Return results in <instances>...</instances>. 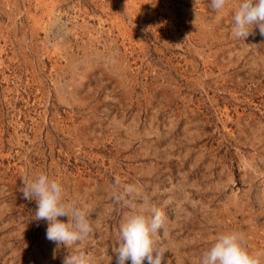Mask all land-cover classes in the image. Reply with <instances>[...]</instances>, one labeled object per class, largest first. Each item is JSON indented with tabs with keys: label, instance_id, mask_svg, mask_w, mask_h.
<instances>
[{
	"label": "rangeland",
	"instance_id": "rangeland-1",
	"mask_svg": "<svg viewBox=\"0 0 264 264\" xmlns=\"http://www.w3.org/2000/svg\"><path fill=\"white\" fill-rule=\"evenodd\" d=\"M240 3L0 0V264H116L145 198L163 264L232 231L264 252V36L232 35ZM41 173L87 211L82 243L46 239L20 191Z\"/></svg>",
	"mask_w": 264,
	"mask_h": 264
},
{
	"label": "clouds",
	"instance_id": "clouds-1",
	"mask_svg": "<svg viewBox=\"0 0 264 264\" xmlns=\"http://www.w3.org/2000/svg\"><path fill=\"white\" fill-rule=\"evenodd\" d=\"M228 3L229 0H211V7L219 13ZM256 28L264 36V0H241L234 14L232 35L243 40ZM20 191L24 199L36 201L34 218L47 221L46 239L57 246L68 248L82 243L93 232L87 211L65 199L60 181L41 173L34 179H24ZM126 191L132 192V186ZM60 217H67V222L61 221ZM165 222L164 213L145 198L140 211L120 226L119 247L114 249L116 264H126L129 260L131 264H144L145 260L147 264H163L166 249L160 245L158 237L165 230ZM63 264H94V261L79 253L67 255ZM200 264H264V252L250 251L243 233L232 231L216 237L203 253Z\"/></svg>",
	"mask_w": 264,
	"mask_h": 264
}]
</instances>
